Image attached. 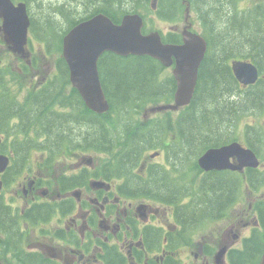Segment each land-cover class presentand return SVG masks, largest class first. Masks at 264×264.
<instances>
[{"label": "flooded vegetation", "instance_id": "obj_1", "mask_svg": "<svg viewBox=\"0 0 264 264\" xmlns=\"http://www.w3.org/2000/svg\"><path fill=\"white\" fill-rule=\"evenodd\" d=\"M11 1L14 6L24 3L29 17L28 55L21 56L5 42L4 23L10 20L0 16V45L13 55L0 68L8 84L13 85L14 71L22 76L31 72L29 45L33 39L39 41L35 30L40 27L43 31L47 19L52 20L49 15H59L61 5L47 0ZM81 2L86 18L103 13L118 23L126 14H139L143 33L157 31L165 43H183L185 29L198 33L207 44L203 60L207 52L215 56L213 60L220 56L219 46L233 48L221 59L226 58L234 78L235 60L253 63L256 80L244 83L236 78L237 87L230 92L247 108L229 122L231 139L211 147L238 142L255 153L259 165L204 170L198 158L205 149L193 156L194 164L191 159V163L177 160L173 198L160 192L156 199L139 188L134 190L132 183L146 178L149 166L155 170L165 165L164 153L147 154L129 174L117 175L83 154L73 158L57 154L55 158L53 152L38 150L37 141L43 138L34 128L22 127L18 114L11 118L0 115V264H264V66L258 56L240 52L253 46L249 33L256 27L264 29V0ZM34 6L39 17L33 12ZM79 8L72 3L70 14ZM214 22H221L223 27L242 24L249 28L227 32L220 40L207 35V25ZM52 73L44 71L32 90ZM158 77L163 78L162 73ZM30 92L15 98L25 102ZM157 114L162 113H151L144 119ZM160 155L163 163L154 162ZM229 162L239 164L238 155L231 154ZM188 173L193 175L192 182L183 179L180 183ZM161 179L166 183L165 176ZM214 189L219 199H215ZM204 197L213 201L205 205Z\"/></svg>", "mask_w": 264, "mask_h": 264}, {"label": "trees", "instance_id": "obj_2", "mask_svg": "<svg viewBox=\"0 0 264 264\" xmlns=\"http://www.w3.org/2000/svg\"><path fill=\"white\" fill-rule=\"evenodd\" d=\"M57 16L58 21L47 19L43 31L40 27L35 30L39 42L55 55L52 76L28 93L25 102H20L11 95V85L0 68V115L11 118L18 114L22 127L34 128L38 137L43 138L37 141L38 150H52L55 158L57 154L72 153L73 150L75 154H110L108 161L98 166L113 169L117 175L129 174L150 150L159 151L160 147L167 166L160 164L155 170L149 166V175L132 184L134 190L139 188L156 199L160 192L173 198L174 178L171 176L177 160L182 158L190 162L191 159L194 162V155L228 142L232 136L229 122L247 108L242 100L234 99L230 94L231 89L237 87L236 78L227 68L226 58L221 59V55L231 53L233 48L219 46L217 55L220 56L215 60V56L211 57L207 52L201 63L193 98L184 110L174 116L171 111H165L148 120L139 117L147 104L173 101L174 78L167 75L159 80L158 74L163 66L148 55L120 56L105 52L99 58L98 71L110 108L106 113L98 114L86 107L78 91L71 86L66 62L61 57L63 34L86 17L72 19L64 10ZM241 26L230 24L223 27L221 22H214L207 25V35H216L224 40L227 32L249 28ZM249 35L253 46L249 47L246 55L258 56L264 66V29L256 27ZM12 78L14 80V73ZM5 96L11 102L3 100ZM247 98L250 100L251 96ZM162 176L166 177V183ZM214 192L215 199H219L218 191L214 189ZM209 200L213 201L207 197L202 199L205 205Z\"/></svg>", "mask_w": 264, "mask_h": 264}, {"label": "water", "instance_id": "obj_3", "mask_svg": "<svg viewBox=\"0 0 264 264\" xmlns=\"http://www.w3.org/2000/svg\"><path fill=\"white\" fill-rule=\"evenodd\" d=\"M0 16L10 21L4 23V40L13 52L28 55L25 44L29 17L24 3L14 6L10 0H0ZM142 19L138 14H126L121 22L115 23L103 13L83 19L70 27L62 37V56L69 69V80L76 88L85 105L99 113L108 110L97 63L106 51L121 56L148 55L164 65L174 63L172 69L176 81L174 101L147 107L145 112L166 109L176 110L188 104L193 96L198 77V68L206 51V41L198 33L183 30V43H164L157 31L142 33ZM235 77L240 82L251 83L257 78L253 63L236 60L232 63ZM237 154L239 164L229 162L231 154ZM158 152L151 153V156ZM259 160L255 153L231 142L218 147L207 148L198 158L200 168L257 167Z\"/></svg>", "mask_w": 264, "mask_h": 264}, {"label": "rangeland", "instance_id": "obj_4", "mask_svg": "<svg viewBox=\"0 0 264 264\" xmlns=\"http://www.w3.org/2000/svg\"><path fill=\"white\" fill-rule=\"evenodd\" d=\"M47 1L54 2L55 4H52L54 6H56L57 3H58V5L62 6V9L58 10V14L59 15H62L63 14V10H64V11L68 12L69 16L72 19H78L80 17H83L82 16L83 2H81L82 0H47ZM47 1H45V6H47V3H48ZM72 3H73V6H78L80 8L75 10L74 13L70 14V12H69L70 11V5ZM33 12H34L35 15L38 14L37 15L38 17L41 15L39 10H37V8L35 6L33 7ZM49 16L51 18H53L54 20H57V21L59 20V18H57L58 17L57 15L51 14ZM63 21L65 22V19ZM29 48H31V50H32V62H33V65H32V68H30V66H29V71L31 70V72L29 74H27V75L24 74L22 76L17 71H14V83H13V85L10 86L11 95L18 94L19 97H23V94L25 93L26 90L30 89V91H32V88H35V87L38 86V81L42 78L41 75H44L43 74L44 71L50 73V72H53V70L55 68V63H56L55 58H54L55 55L50 53L49 50H46L44 45L41 42H39L36 39H33V41L29 45ZM248 51H250L249 47H243V49L240 52H248ZM235 52H237V51H235ZM12 56H13L12 54H9L8 52H6L3 49V47L0 45V65H6L8 63V61L10 60V57H12ZM231 58H234V57H231ZM169 74H171V68H166L165 70L162 71V76H167ZM48 78H46L45 80H47ZM18 91H20V92H18ZM8 100L11 102V99H8ZM188 104H185L184 106H186ZM184 106H182L178 111L184 110ZM141 114H142V112L140 113L139 117L142 118ZM171 114L174 116L176 113H175V111H172ZM137 117H138V114H137ZM158 149H159V151L162 150L160 147ZM150 151H153V150H150ZM72 154H74V155H72ZM79 154H83L84 158H90V160H92V161L93 160L97 161L98 162L97 166L100 165L101 163L107 162L108 161L107 160L108 157L111 156L110 154H103V153L95 154L93 152L79 153ZM64 155L67 156V157H72L73 158L74 156H76L78 154H75V153H64ZM59 158H62V157H58V159ZM154 162L163 163L162 156L160 155L159 157L155 158ZM67 166L70 167L71 166V162H69ZM190 174H192V173H188L187 175H184L182 177V179L180 180V183H182L183 179L185 181L189 180V181L192 182L193 175H190ZM174 175L175 174L173 172L171 178H174ZM188 175H190V176H188Z\"/></svg>", "mask_w": 264, "mask_h": 264}, {"label": "bare ground", "instance_id": "obj_5", "mask_svg": "<svg viewBox=\"0 0 264 264\" xmlns=\"http://www.w3.org/2000/svg\"><path fill=\"white\" fill-rule=\"evenodd\" d=\"M66 138H67V137H66ZM70 140H71V139H70ZM70 140H68V141H70ZM51 148H52V147H51ZM55 150H58V149H55ZM72 150H73V149H72ZM62 151H63V150H62ZM51 152H52V150H51ZM55 152H56V151H55ZM67 152H68V151H67ZM71 152H72V151H71ZM73 152H74V150H73ZM73 152H72V153H73ZM57 153H58V152H57ZM59 153H60V151H59ZM68 153H69V152H68ZM51 154H53V153H51ZM72 155H74V154H72ZM53 156H54V154H53ZM191 162H193V161H191ZM191 162H190V163H191ZM193 164H194V162H193ZM193 164H192V165H193ZM190 165H191V164H190ZM192 165H191V166H192ZM188 166H189V165H188ZM189 169H190V168H189ZM193 169H194V168L192 167L191 170H193ZM167 196H168V195H167ZM167 203H169V202H167Z\"/></svg>", "mask_w": 264, "mask_h": 264}]
</instances>
